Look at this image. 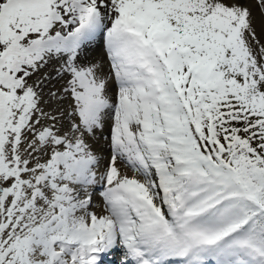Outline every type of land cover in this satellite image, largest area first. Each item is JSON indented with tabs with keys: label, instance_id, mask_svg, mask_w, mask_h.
Instances as JSON below:
<instances>
[{
	"label": "snow or ice",
	"instance_id": "obj_1",
	"mask_svg": "<svg viewBox=\"0 0 264 264\" xmlns=\"http://www.w3.org/2000/svg\"><path fill=\"white\" fill-rule=\"evenodd\" d=\"M0 264H264V0H0Z\"/></svg>",
	"mask_w": 264,
	"mask_h": 264
}]
</instances>
